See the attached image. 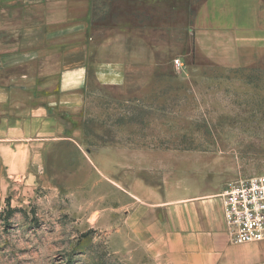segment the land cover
I'll use <instances>...</instances> for the list:
<instances>
[{
  "label": "crops",
  "instance_id": "1",
  "mask_svg": "<svg viewBox=\"0 0 264 264\" xmlns=\"http://www.w3.org/2000/svg\"><path fill=\"white\" fill-rule=\"evenodd\" d=\"M93 1L0 0L4 191L9 189V177L26 172L32 156L37 157L33 165H39L38 155L47 142L67 133L52 112L72 116L83 106V90L89 84L118 96L136 95L160 67L158 47L142 27L128 26L106 35L94 32L88 26ZM120 1L135 8L158 4V0ZM159 1L167 9L169 0ZM125 11L122 20L134 21ZM63 39L73 43L63 48ZM263 56L264 11L257 0L197 4L191 55L196 64L254 67L264 63ZM46 70L53 76L43 82L40 72ZM142 155L116 149L90 161L103 178L101 194L95 192L94 175L88 186L90 207L100 217L95 225L109 232V245L120 255L139 259V264H264V241L230 243L219 197L224 185L174 181L169 159L159 162L152 153L144 154L148 157L144 159ZM158 167L167 168L161 182Z\"/></svg>",
  "mask_w": 264,
  "mask_h": 264
},
{
  "label": "rangeland",
  "instance_id": "2",
  "mask_svg": "<svg viewBox=\"0 0 264 264\" xmlns=\"http://www.w3.org/2000/svg\"><path fill=\"white\" fill-rule=\"evenodd\" d=\"M200 1L169 0L167 9L159 0L137 8L93 1L88 26L94 32L142 27L158 47L160 67L136 95L89 84L72 116L51 113L67 133L46 143L39 165L32 156L26 172L7 177V191L0 186V264H139L120 255L109 245V232L95 225L100 217L90 207L88 186L94 177L101 194L103 178L90 161L103 151L132 149L143 159L146 153L159 162L169 159V175L181 182L226 187L264 172V63L196 64L191 55ZM257 3L264 11V0ZM125 10L134 21L122 20ZM72 43L61 42L63 48ZM50 73L40 72L43 82ZM166 169L157 168V181Z\"/></svg>",
  "mask_w": 264,
  "mask_h": 264
},
{
  "label": "built area",
  "instance_id": "3",
  "mask_svg": "<svg viewBox=\"0 0 264 264\" xmlns=\"http://www.w3.org/2000/svg\"><path fill=\"white\" fill-rule=\"evenodd\" d=\"M174 65L181 68L180 59L174 60ZM219 197L230 243L264 241V172L229 183Z\"/></svg>",
  "mask_w": 264,
  "mask_h": 264
}]
</instances>
